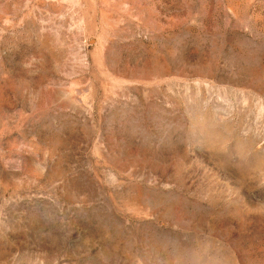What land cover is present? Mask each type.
Masks as SVG:
<instances>
[{"label": "rangeland", "instance_id": "1", "mask_svg": "<svg viewBox=\"0 0 264 264\" xmlns=\"http://www.w3.org/2000/svg\"><path fill=\"white\" fill-rule=\"evenodd\" d=\"M0 264H264V0H0Z\"/></svg>", "mask_w": 264, "mask_h": 264}]
</instances>
